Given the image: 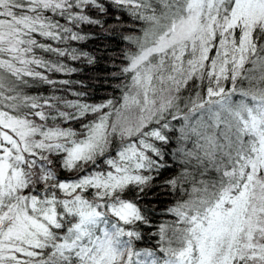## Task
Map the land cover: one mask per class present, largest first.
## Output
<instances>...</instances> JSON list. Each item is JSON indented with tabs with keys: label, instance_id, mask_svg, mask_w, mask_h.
<instances>
[{
	"label": "snow or ice",
	"instance_id": "6c2138e0",
	"mask_svg": "<svg viewBox=\"0 0 264 264\" xmlns=\"http://www.w3.org/2000/svg\"><path fill=\"white\" fill-rule=\"evenodd\" d=\"M0 264H264V0H0Z\"/></svg>",
	"mask_w": 264,
	"mask_h": 264
},
{
	"label": "trees",
	"instance_id": "16d2710c",
	"mask_svg": "<svg viewBox=\"0 0 264 264\" xmlns=\"http://www.w3.org/2000/svg\"><path fill=\"white\" fill-rule=\"evenodd\" d=\"M73 43L74 46L81 47L85 51L91 52L97 56H103L104 45L106 44L108 46L109 56H119L120 49L124 48L125 46L124 42H120L119 47H117V42L115 40L109 43L106 40H101L98 38H93L89 41H86L83 44H77V42H73ZM68 63L72 64L73 66L83 67V65L79 64V62L68 61ZM112 70H113L112 63L105 57L100 60V63L98 65L87 68L83 72L73 74L71 76V79L84 80L85 84L90 86L89 90L91 92L92 101L99 102L102 99L106 98L111 92V88L103 81L106 74ZM58 78H68V77H64L63 75L58 74ZM161 199L164 200V204L159 205L161 207L167 206L170 203V199L167 197H161Z\"/></svg>",
	"mask_w": 264,
	"mask_h": 264
}]
</instances>
